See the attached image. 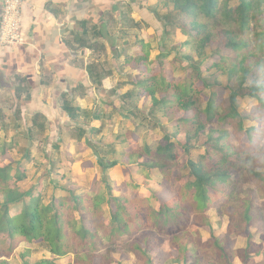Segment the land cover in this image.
<instances>
[{"label": "trees", "instance_id": "trees-1", "mask_svg": "<svg viewBox=\"0 0 264 264\" xmlns=\"http://www.w3.org/2000/svg\"><path fill=\"white\" fill-rule=\"evenodd\" d=\"M160 2L166 8L171 6L165 26L170 32L178 30L186 37L184 42L172 46L177 52L189 51L172 60L171 72L178 68L182 75H168L165 64L168 52L159 54L153 66L154 62L149 59L150 46L140 41L138 50L124 58V65L139 72L134 79L129 77L133 88L122 96V101L128 116L139 113L159 128L162 127L160 120L168 119L174 122L176 132L162 135L168 140L166 144L159 140L155 147L146 143L128 152L126 160L131 162L136 156L134 164L138 171L158 170L166 180H170L172 173L188 168V174L175 180V198L170 203L155 198L154 205L141 194L133 199L122 193L114 196L107 171L118 161L106 162L107 154L90 142L88 146L100 161L103 188L94 194H75L69 190L67 196L52 197L44 204L33 195L35 188L19 189L17 184L25 179L24 170L20 162H3L2 157L10 146L2 143L0 264H8L6 259L22 241L36 242L56 258L74 254L75 264H95L96 258L97 264H114L113 250L108 249L105 255L97 257L98 246L127 239L135 240L130 248L143 264H154L148 254L161 245L159 235L170 237L168 246L176 252L169 257L173 263L185 264L188 258L191 264L202 263V248L211 261L232 264L236 251L227 236L213 237L208 242H201L199 237V228L210 226L207 212L218 198L225 204V210L233 209L227 214L230 234L246 238L243 264H255L248 254L253 251L250 228L258 221L255 205L250 194L233 198L229 185L237 180V175L233 177L237 170L264 193V0H238L234 7L219 0ZM211 70L214 76H226L230 83L237 81V85L224 87L229 91L224 105L218 100L217 91L206 93L218 84L203 77ZM241 96L257 101L248 115H242L237 109V98ZM141 98L145 99L143 110L136 105ZM63 108L73 119L66 103ZM245 121L256 125L246 127ZM142 127L138 124L134 131L128 132L130 136L125 141L131 143ZM179 134H184L185 141L171 142ZM80 135H84V130L81 129ZM200 148L204 154L196 161L181 158ZM18 206H21L18 214L11 215V210ZM191 215L195 217L194 222L190 220ZM189 221L193 223L190 229L185 226ZM144 230L155 234H144ZM258 230L264 234L262 228ZM253 255H262L264 264V249L254 251ZM37 264L57 263L51 258Z\"/></svg>", "mask_w": 264, "mask_h": 264}, {"label": "crops", "instance_id": "crops-1", "mask_svg": "<svg viewBox=\"0 0 264 264\" xmlns=\"http://www.w3.org/2000/svg\"><path fill=\"white\" fill-rule=\"evenodd\" d=\"M160 1L22 0L21 43L0 49V135H58L64 123L85 132L115 114L129 118L122 96L138 70L124 58L140 41L150 60L161 54L152 52L159 29L173 45L185 41L161 27L171 6Z\"/></svg>", "mask_w": 264, "mask_h": 264}, {"label": "rangeland", "instance_id": "rangeland-1", "mask_svg": "<svg viewBox=\"0 0 264 264\" xmlns=\"http://www.w3.org/2000/svg\"><path fill=\"white\" fill-rule=\"evenodd\" d=\"M220 2L228 3L230 7H234L238 4V0H219ZM169 10V7L166 8ZM164 26L166 29L167 36L169 33L178 32L175 30L171 31L165 26L164 22L161 23V27ZM166 36V37H167ZM185 39L186 37L182 35ZM181 38L183 39V37ZM154 42V49L152 52H168L169 55L165 59V64L169 69L168 75L178 77L182 75V72L177 68L174 73L171 72V64L174 57H180L182 54H188L189 51L186 50H172V41L163 39V32L159 29V33L156 34ZM160 40V41H159ZM182 43V42H181ZM151 52V53H152ZM153 53V54H154ZM157 56L150 60L153 66L156 65ZM175 66L178 65L175 63ZM139 72V71H138ZM137 76V74L135 75ZM203 77L208 80V82H218L213 85V87L207 90V95L210 90L217 91L219 101L225 104L228 90L224 89L228 84L237 85V81L233 80L227 81L226 76L216 75L214 76V70L206 72ZM139 78V76H138ZM216 78V79H215ZM229 85V86H230ZM145 99L141 98L137 101L136 105L138 108L143 110V102ZM237 109L242 115H248L257 105V101L248 96L237 98ZM160 116V115H159ZM162 127H155L153 121L143 119L139 113L136 115L129 116L127 119H122V116L116 115L113 118H107L103 122L98 123L97 127L91 126L95 132L92 133L90 127L85 130L81 137V129L79 127L70 128L69 123H64V125L59 126V134H39V135H8L0 139V145L4 143L6 146H10L8 153L2 157L5 164L9 162L18 163L22 165V169L25 173V179L17 184L21 191H27L35 188L33 195L39 197L40 200L47 204L52 197H58L60 195L67 196L68 191L72 190L75 194L89 193L94 194L98 188L102 189L103 184L101 183V167L100 161L97 159L93 150L88 146L91 142L100 152H105L107 155L104 158L106 162H112L117 160V164L107 171V176L109 180V185L114 188L113 195L118 196L119 194H125L127 197L132 199L137 197V195H145L151 199L152 204L155 203V198L159 201H166L168 203L172 202L175 198L174 187L176 184V178L186 175L189 169H184L182 171H176L171 174L170 180H166L158 170H148L147 172H140L137 170L136 156H134L131 162L126 160L128 152H134L137 148H140L144 144L156 146L157 142L160 140L161 144L168 143L162 135L164 133L173 134L176 132L173 129L174 122H170L168 119L160 120ZM142 125V129L133 139L131 143L126 142L125 139L129 138L130 134L128 132L134 131L137 125ZM246 127L256 125L255 122L245 121ZM184 134L176 135V137L171 140H178L181 142L185 141ZM11 138V141H8ZM60 140L58 142V139ZM76 141H74V140ZM244 142L245 139L243 138ZM87 144V145H86ZM193 144V143H192ZM87 147V149L85 148ZM204 154V149L191 150L187 154H183L181 158L184 160L190 159L196 161L198 156ZM234 172L233 177L237 180L232 181L229 185V194L235 199L245 198L244 196L251 195L253 199V204L255 205V211L257 213V222L255 226H251L252 234V245L251 252H249V258L254 261L255 264H262V255L254 256V251L259 249H264V234L260 233L258 230L262 228L264 231V193L262 194L258 185L253 183L244 175L242 172ZM1 201V196H0ZM157 204V202L155 203ZM154 204V205H155ZM105 210L107 206L103 205ZM225 208L222 199L218 198L214 200L211 210L207 212L210 219V226H202L199 228V237L201 242H208L213 239V237L220 238L222 236H227L233 244V250L236 251V257L232 260V264H243L242 251L246 247V238L244 236L232 235L229 230V218L227 214H230L233 209ZM21 206L11 210V215L18 214ZM225 212V213H224ZM108 214L104 216L107 219ZM194 216L191 215L190 220L194 222ZM188 225H185L190 229L193 225L191 221ZM192 223V224H191ZM144 234H155V232L150 230H144ZM161 239V245H157L151 253L148 254L154 260V264H177L171 262L169 257L175 256V250L168 246L167 235H159ZM134 239H127L115 242L113 245L104 243L98 246V250L95 255L100 257L105 255L108 249H112L113 258L115 259L114 264H143L141 260L137 258L132 249L130 248ZM207 247V246H206ZM188 255H190L188 253ZM54 258L57 264H75L74 254H69L64 257L56 258L51 255L43 246L37 244L36 242H19L14 248L11 255L6 259L8 264H37L41 260ZM200 258L202 263L207 264L205 261H210L208 264H226L219 263L218 261H211L210 258L203 253L201 248ZM248 258V260H250ZM94 263H98V258L94 260ZM183 264V263H179ZM185 264H191V259L188 258Z\"/></svg>", "mask_w": 264, "mask_h": 264}, {"label": "built area", "instance_id": "built-area-1", "mask_svg": "<svg viewBox=\"0 0 264 264\" xmlns=\"http://www.w3.org/2000/svg\"><path fill=\"white\" fill-rule=\"evenodd\" d=\"M22 0H3L0 10V49L21 43Z\"/></svg>", "mask_w": 264, "mask_h": 264}]
</instances>
